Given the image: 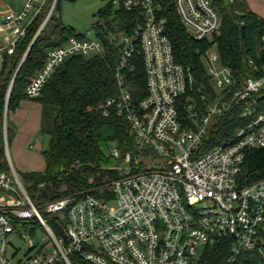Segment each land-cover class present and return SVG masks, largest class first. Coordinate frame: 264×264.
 Wrapping results in <instances>:
<instances>
[{"label":"built area","instance_id":"obj_1","mask_svg":"<svg viewBox=\"0 0 264 264\" xmlns=\"http://www.w3.org/2000/svg\"><path fill=\"white\" fill-rule=\"evenodd\" d=\"M24 1L20 12H10L0 22V70L4 52L14 53L48 0ZM56 3L54 0L37 36ZM108 7L111 10L100 15L102 20L94 25L95 39L89 37V32L76 33L67 44L49 51L43 68L28 85L26 96L29 101L41 97L49 79L68 59L104 54L105 45L98 35L104 31L119 54L114 71L119 93L97 110L105 117L113 110L125 119L134 145L127 151L116 145L108 150L106 157L116 163L110 168L115 177H105L88 193L63 196L66 186L55 191L53 184L48 189L42 183L32 196L9 155V87L3 126L7 168L0 169V264H13L8 258L9 237L16 233L25 237L21 228L27 225H33V232L39 226L50 242L31 243L30 252L17 264H72L73 256L89 264H196L206 247L218 240L230 244L226 264H237L243 254L252 252L264 262L260 237L264 231V179L240 184L247 151L264 149V112L257 113L258 101L253 98L264 90V69L261 77H249L238 88L232 70L221 64L219 54L207 51L206 69L217 95L205 113L189 104L192 125L184 128L178 102L194 80L190 70L176 62L161 3L111 0ZM174 7L195 41L212 42L220 35L222 18L212 0H174ZM120 12L132 17L129 34L114 30ZM136 56L141 57L147 88V95L139 101L129 81V73L136 68ZM247 62L256 69L252 58ZM241 102H246L242 118L247 124L206 151L216 119ZM45 216L55 219L50 221Z\"/></svg>","mask_w":264,"mask_h":264},{"label":"trees","instance_id":"obj_2","mask_svg":"<svg viewBox=\"0 0 264 264\" xmlns=\"http://www.w3.org/2000/svg\"><path fill=\"white\" fill-rule=\"evenodd\" d=\"M50 2L53 3V0L47 1L41 13L27 28L26 35L16 44L14 53L3 54V65L0 70V169L7 168L3 126L9 87L13 84L8 114L17 110L23 102L29 101L26 89L43 68L49 51L64 46L70 38L76 36L73 29L63 27L52 14L13 82L22 60L47 16ZM159 2L162 6L161 13L168 21L166 34L173 44L176 62L189 69L194 80L178 102L179 118L184 128H187L192 125L189 104H194L196 110L205 113L217 95L206 69L204 55L207 51L215 50L219 54L221 64L232 70L238 88H241L245 79L262 76L264 18L251 10L246 0H235L233 3L229 0H212L213 7L222 18L221 33L212 42H198L190 37L181 23L175 12L174 0ZM58 4L59 1L56 8ZM109 10L110 7L102 9L99 15H106ZM118 19V23L113 26L114 30L119 28L129 34L133 29L131 15L120 12ZM98 35L105 45V53L68 59L49 79L41 97L34 100L42 106L43 118L48 120V123L41 127V132L49 136V144L42 152L45 170L23 175L24 181L32 184L31 190L45 183L48 189L53 184L55 191L66 186L67 191L63 196H80L88 193L102 184L105 177L110 179L115 177V172L110 168L116 163L106 157L110 147L116 145L127 151L134 145L131 127L125 119L120 118L113 110L108 117L97 110L101 103L116 98L119 93L114 74L119 54L115 46L109 44L104 31ZM247 58L255 61V70L248 65ZM134 64L136 68L134 72L129 73V81L135 87L134 97L139 101L147 95L146 77L141 57L136 56ZM203 97L208 100H203ZM253 98L258 101L255 107L257 113L264 112V90ZM245 110L246 102H241L232 112L216 119V125L209 133L206 151L228 140L247 124L242 118ZM91 179L93 183H90ZM262 179L264 149L249 150L242 166L240 184H251ZM260 237L264 244V231ZM229 247L230 244L226 241L218 240L213 246L206 247L196 264H226ZM71 261L72 264H89L78 256H73ZM237 264L264 262L259 254L252 252L243 254Z\"/></svg>","mask_w":264,"mask_h":264},{"label":"rangeland","instance_id":"obj_3","mask_svg":"<svg viewBox=\"0 0 264 264\" xmlns=\"http://www.w3.org/2000/svg\"><path fill=\"white\" fill-rule=\"evenodd\" d=\"M10 4H15L20 0H7ZM59 1L58 8H54L53 16L63 25L73 29L78 34L87 35L95 39L94 25L101 21L99 11L108 8L111 0H57ZM54 2V0H53ZM251 10L258 11L259 4L264 5V0H246ZM37 5V4H35ZM57 5V3H56ZM52 7V2L48 5V12ZM116 9H119L116 7ZM35 13L32 11L31 16ZM3 42L0 40V45ZM219 66V65H218ZM47 108H45L46 112ZM44 112V113H45ZM8 139H9V155L12 164L18 175L23 178V175L32 171H44L46 168L45 158L42 154L47 149L49 144V136L41 132V127L48 123L46 118H43L42 106L35 101H25L15 111H10L8 114ZM43 137L42 141L38 139ZM30 145L36 148L31 150ZM111 146L110 149H114ZM24 180V179H23ZM25 182V181H24ZM30 195L33 196L31 190L32 184L26 183ZM48 220H54L55 216H45ZM33 225H27L26 228H21L25 237H21L18 233L9 237L10 246L8 248V258L13 264H17L20 260L25 259L31 249V243L37 245L42 241L49 244L50 238L47 233L37 226L36 232L32 231ZM33 253V252H31Z\"/></svg>","mask_w":264,"mask_h":264},{"label":"crops","instance_id":"obj_4","mask_svg":"<svg viewBox=\"0 0 264 264\" xmlns=\"http://www.w3.org/2000/svg\"><path fill=\"white\" fill-rule=\"evenodd\" d=\"M24 3H25L24 0L17 1L15 4H10L8 3L7 0H0V22L3 21V18L6 14L10 12H20L24 7ZM256 7L258 11L255 10L253 11L264 18V5L259 4V6L256 5ZM0 40H1V34H0ZM32 172H38V171H32Z\"/></svg>","mask_w":264,"mask_h":264},{"label":"water","instance_id":"obj_5","mask_svg":"<svg viewBox=\"0 0 264 264\" xmlns=\"http://www.w3.org/2000/svg\"><path fill=\"white\" fill-rule=\"evenodd\" d=\"M38 36H39V35H38ZM38 36L35 38L34 42L32 43L31 47L29 48V51L27 52V54L25 55L24 59L22 60V63L20 64V67L18 68V70H17V72H16V74H15V76H14L13 82H14V80H15V78H16V76H17V74H18V72H19V70H20V68H21V66L23 65V63H24L26 57L28 56V54H29L30 51L32 50L33 45L35 44V42H36ZM13 82H12V83H13ZM12 85H13V84H11L10 88H12Z\"/></svg>","mask_w":264,"mask_h":264}]
</instances>
